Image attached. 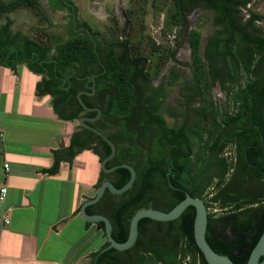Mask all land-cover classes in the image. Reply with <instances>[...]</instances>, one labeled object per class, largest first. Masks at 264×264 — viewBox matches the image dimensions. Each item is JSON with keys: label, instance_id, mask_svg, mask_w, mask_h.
<instances>
[{"label": "trees", "instance_id": "1", "mask_svg": "<svg viewBox=\"0 0 264 264\" xmlns=\"http://www.w3.org/2000/svg\"><path fill=\"white\" fill-rule=\"evenodd\" d=\"M48 1L51 10L68 9L72 13L71 38L51 54L52 46L41 45L22 32L14 33L12 21H8L0 25V65L15 69L17 65L26 64L34 73L43 75L37 85L39 95H51L57 114L71 121L88 113L77 95L95 86L96 96L82 95V99L87 106H99L102 110L101 118L90 125L102 131L118 149L117 157L107 163V167L128 163L136 169L137 179L132 188L120 196L107 191L99 203L87 208V213L107 216L114 226V239L123 243L129 236L131 220L140 210L154 208L170 212L185 198L186 192L201 199L209 194L214 184V176L209 173L212 166L219 168L220 196L231 193L229 185L233 178L228 175L233 163L214 152L216 144L222 141V132H218L216 126H221L217 109L210 101L196 108L194 105L203 97V90L210 94L212 86L220 83L222 89L232 95L237 112L227 116L226 122L236 124L247 118L251 122H264V32L255 24L260 16L253 14L244 21L241 14V8L251 0H175L177 9L185 4L190 10L201 7L212 11L213 25L217 27L203 55L199 34L191 35L193 83L187 88V101L180 102L185 108V117L176 127L168 126L163 117L162 113L169 110L176 117L178 112L166 106L164 86L152 85L146 70L147 58L131 56L127 40L103 45L98 40L93 41L85 31L77 32L72 7L77 15L78 7L72 0ZM37 3V0H16L1 4L0 14ZM82 25L88 27L85 23ZM95 74L99 77L94 84L91 77ZM63 107L70 111L69 116L64 115ZM88 115L92 118L97 113ZM204 133L211 137L216 134V137L202 146ZM95 143L103 149H98ZM88 147L100 156L101 162L111 153L107 143L80 125L67 149L70 161L76 155L71 150ZM63 160V157L56 158L50 171L56 173ZM130 177L131 172L123 168L112 174L102 171L96 189L106 180L122 188ZM215 201L212 197L211 204L206 203L208 209ZM232 204L226 203L220 208ZM240 209L237 205L220 215L209 213L206 238L219 255L235 264H247L264 232V218L252 221L249 211ZM195 215V208L190 206L171 222L144 218L139 223V237L134 247L123 252L110 249L101 255L98 251L92 255L91 264H208L195 241ZM96 225L105 234L104 225Z\"/></svg>", "mask_w": 264, "mask_h": 264}, {"label": "crops", "instance_id": "2", "mask_svg": "<svg viewBox=\"0 0 264 264\" xmlns=\"http://www.w3.org/2000/svg\"><path fill=\"white\" fill-rule=\"evenodd\" d=\"M43 78L26 64L0 65V190H7L0 201V264H91L107 239L80 209L97 193L101 158L90 147L75 148L70 161L76 120L60 117L51 95H39Z\"/></svg>", "mask_w": 264, "mask_h": 264}, {"label": "rangeland", "instance_id": "3", "mask_svg": "<svg viewBox=\"0 0 264 264\" xmlns=\"http://www.w3.org/2000/svg\"><path fill=\"white\" fill-rule=\"evenodd\" d=\"M16 0H0L1 4H9ZM35 6H22L11 12L0 14V25L12 21L14 33L22 32L31 40L41 45L53 47L51 54L58 45L71 38L73 20L68 9L53 11L48 0H37ZM78 7V22L87 24L97 39L103 44L121 43L128 37L130 55L147 58L146 70L153 86H164V100L168 108L176 110L180 102H186L189 95L187 88L193 83L192 48L187 44V38L198 33L201 43V55L204 54L208 39L217 31L213 25L214 13L198 9L188 14L190 30L184 28V18L179 14L175 0H72ZM244 21L253 14L260 16L256 26L264 32V0H251L241 8ZM85 26V25H84ZM242 77L245 79V75ZM203 97L196 101L194 107L201 103L212 102L217 109L218 119L222 114L235 112L232 95L218 85L212 86L211 92L203 90ZM179 110V109H178ZM168 126L175 127L177 121L162 113ZM76 130L80 124L76 120ZM205 127V122L202 123ZM208 126V127H207ZM218 128L220 126L216 125ZM207 129L211 128L207 122ZM204 133L202 146L215 139ZM199 140V139H197ZM197 149V148H195ZM228 150L227 152H231ZM233 154L227 158L232 163ZM201 168V164L199 165ZM204 196V202L211 204V194ZM209 213L220 214V206L209 205Z\"/></svg>", "mask_w": 264, "mask_h": 264}, {"label": "flooded vegetation", "instance_id": "4", "mask_svg": "<svg viewBox=\"0 0 264 264\" xmlns=\"http://www.w3.org/2000/svg\"><path fill=\"white\" fill-rule=\"evenodd\" d=\"M67 5L68 7H71L70 3H67ZM72 8L74 9V7ZM198 9H203V8L197 7L196 9L190 10L189 6H186L185 4H182L181 8H178L179 14L184 18L183 22H184V28L186 30L191 29L190 21L187 18L188 14H192L195 10ZM74 28L77 32L85 31L93 41L98 40L95 33H93L89 27L81 25L78 22V20H74ZM86 28L89 29V31H86ZM183 34L187 38V44L191 46V37L187 36L185 33ZM126 40H128V37L124 35L121 42H124ZM95 75H99V74H95ZM216 85H218L222 89L220 83H216ZM159 86H154V87H159ZM91 87L92 86H89L88 87L89 89L82 91L90 93L91 95H87L89 98H94L96 96V92L92 94L93 91ZM178 107L179 108H177L176 110H173L175 112H178L177 117L171 114L172 110L171 112L169 110V112L166 113V115L169 118L177 121L176 126L181 125L185 117L184 114L185 108L180 104ZM91 108H99V106H94ZM63 109L69 111L65 107H63ZM87 112L97 113L90 111ZM88 113L85 114V117L90 118ZM236 114L237 112L233 111L230 113L223 114L219 118L221 126L220 128L218 127L217 128H218V132H222V136H221L222 141L216 144L214 148V152L219 153L218 157L220 158L221 156L227 157L228 154L234 155L233 158L231 157V160L233 161L232 162L233 166L228 175L229 178H233V182L229 185V190H232V192L227 193L224 196H220L221 189L220 186H218L219 168L216 165L212 166V169H210L209 173L214 176V184L212 188L214 192L211 194V196L216 199L215 203L212 204L222 206L223 204L226 203L227 205L233 203L231 206H226L224 209H220V214H223V211L229 210L231 207L240 205L241 206L240 211L248 210L249 211L248 214L251 220L254 221L260 217L264 218V122L263 121L251 122L249 118L240 120L236 124H233L232 122L231 124H229L228 122H226L225 119H227V116H231V115L234 116ZM101 116L96 121L90 123L95 124L101 118ZM189 123L191 125L193 121L190 120ZM94 145L97 146V148L100 150L103 149V147L98 143H95ZM231 149H232L231 152H227L228 150ZM117 154H118V149L115 157L109 162L115 160ZM112 167L114 166L111 165V168ZM113 196H120V195H113ZM152 200L159 202L153 197Z\"/></svg>", "mask_w": 264, "mask_h": 264}, {"label": "water", "instance_id": "5", "mask_svg": "<svg viewBox=\"0 0 264 264\" xmlns=\"http://www.w3.org/2000/svg\"><path fill=\"white\" fill-rule=\"evenodd\" d=\"M74 10L73 19L77 20V13ZM86 31H89V29L86 28ZM99 75H94L91 79L95 83L96 78ZM92 94L96 92L95 86H92ZM82 95H91L90 93H87L85 91H81L77 98L79 100V103L82 105V107L90 112H97L98 115L95 118H87L83 117L79 119V124L89 130H91L93 133H95L97 136H99L105 143L109 145L111 148V153L108 157H106L102 161V171L109 174L112 173L118 169H127L131 172V177L129 182L122 188H117L110 180H106L102 183V185L97 190L96 195L85 201L80 209L82 218L91 224H100L102 223L105 228V235L107 242L109 243L105 248L101 249L99 251V255L103 254L104 252L115 249L117 251L123 252L131 249L135 246L137 243L138 237H139V223L142 219L147 218L156 222H171L174 220H177L184 212L185 210L193 206L196 210L195 220H194V237L196 244L200 251L202 252L204 258L206 259L208 264H235L231 259H229L226 256L219 255L216 253L209 245L206 235H207V228H208V222H209V210L205 202L201 198H196L190 195V193H185V198L178 203L170 212H165L162 210L154 209V208H147L140 210L137 212V214L133 217L130 223V230H129V236L127 240L123 243L118 242L113 237V230L114 226L112 221L105 215L102 214H89L87 213V208L90 206H93L97 203H99L103 197L105 196L106 192H110L113 195H122L129 191L132 186L134 185L136 179H137V171L136 169L128 164L123 163L117 166H114L112 168L107 167V163L112 160L117 152V147L113 141H111L105 134L98 130L97 128L90 125V122L96 121L102 114V110L99 108H91L87 106L82 99ZM262 258V260H261ZM247 264H264V232L262 236L260 237L257 245L253 249L249 261Z\"/></svg>", "mask_w": 264, "mask_h": 264}, {"label": "built area", "instance_id": "6", "mask_svg": "<svg viewBox=\"0 0 264 264\" xmlns=\"http://www.w3.org/2000/svg\"><path fill=\"white\" fill-rule=\"evenodd\" d=\"M5 168H8V166L6 165ZM6 193H7L6 188H2V189L0 190V201H1V202L5 199V197H6ZM4 222H5L6 224L9 223V221H8L7 219H4Z\"/></svg>", "mask_w": 264, "mask_h": 264}]
</instances>
